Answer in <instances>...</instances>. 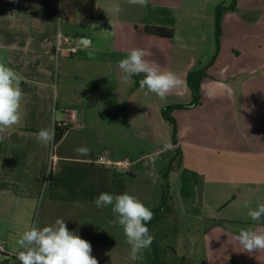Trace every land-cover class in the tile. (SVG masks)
<instances>
[{"label":"crops","instance_id":"0c3cea01","mask_svg":"<svg viewBox=\"0 0 264 264\" xmlns=\"http://www.w3.org/2000/svg\"><path fill=\"white\" fill-rule=\"evenodd\" d=\"M230 3L0 0V64L17 73L23 93L20 122L0 131V264H19L18 233L57 218L91 244L98 264H140L122 227L111 223V206L94 202L103 192L128 193L156 208L175 149L174 210L205 223L204 264H264V250L248 255L235 240L240 229L264 224L248 215L264 204V0H237L224 13L212 60L214 9ZM115 4L119 12L110 10ZM146 26L172 36L147 34ZM57 33L76 40L75 54L55 51ZM133 48L182 81L166 99L141 89L142 75L122 79L118 62ZM199 67H206L200 102L172 110V144L161 111L190 101L185 77ZM55 124L69 128L42 145L37 133ZM100 155L129 166L92 162Z\"/></svg>","mask_w":264,"mask_h":264},{"label":"clouds","instance_id":"9594fccd","mask_svg":"<svg viewBox=\"0 0 264 264\" xmlns=\"http://www.w3.org/2000/svg\"><path fill=\"white\" fill-rule=\"evenodd\" d=\"M132 5L146 6L148 0H128ZM119 12L120 6L115 4L110 9ZM179 39V37H176ZM151 53L141 48H133L128 55L118 62L122 79L127 82L134 76L142 75L140 88L148 93L166 99L168 94L178 88L182 81L175 73L146 59ZM21 81L17 73L10 67L0 64V131L17 125L21 120V101L23 98ZM38 141L48 146L54 142L55 127L41 129L37 133ZM86 153L87 149H76ZM97 208L111 206L116 220L111 221L122 227L126 243L130 245L131 256L148 248L154 237L150 235L147 224L153 219L154 213L137 197L128 193L113 195L103 192L95 200ZM249 205L246 203L245 207ZM252 221H264V204L248 212ZM19 250L16 259L19 264H98L91 255V244L82 239L75 231H69L65 220L57 218L52 225L38 227L29 226L23 233L17 234ZM235 240L248 255L264 250V224L258 227L242 228Z\"/></svg>","mask_w":264,"mask_h":264},{"label":"trees","instance_id":"16d2710c","mask_svg":"<svg viewBox=\"0 0 264 264\" xmlns=\"http://www.w3.org/2000/svg\"><path fill=\"white\" fill-rule=\"evenodd\" d=\"M234 7H235V1H232L227 6H224L223 4H218L214 9V14H213L214 40L216 47L212 60L215 58L219 48L222 17L226 11L233 10ZM144 31L147 34L155 35L159 37L171 38L172 36V31L164 27L146 26L144 27ZM205 74H206V67H199L188 71L185 77V84L190 93V97H191L190 101L187 104H175V105L167 106L163 108L161 111L162 117L165 120H167L172 126V138H171L172 144L176 143V139H175L176 129H175V121L170 115V113L174 109L190 108L199 104L201 97L200 84H201V80L205 77ZM68 128H69L68 124H55V137L56 138L60 137L63 134V132ZM180 161H181V152L178 149H175L173 155L168 160V167L162 175L160 204L156 208L151 209V211L154 213V217L147 224L148 229H150L155 222L161 221L166 215L174 212V208L172 206L173 197L170 192L168 176L170 172L174 171L179 167ZM146 251H147L148 264H183L182 263V261L184 260L183 257H176L173 254L174 259L178 258L177 259L178 263H176L174 259L173 261L169 262L167 258L162 257L160 255L161 254L160 250L156 248L153 242L148 248H146ZM170 251H172L171 248ZM163 253H166V251L164 250Z\"/></svg>","mask_w":264,"mask_h":264},{"label":"rangeland","instance_id":"374dc122","mask_svg":"<svg viewBox=\"0 0 264 264\" xmlns=\"http://www.w3.org/2000/svg\"><path fill=\"white\" fill-rule=\"evenodd\" d=\"M232 1L237 2V0ZM172 206L175 209L174 203ZM204 225L205 223L177 215L174 210L173 213L166 215L161 221L155 222L149 229V233L154 237L153 243L160 250V255L167 258L169 262L173 261V254L179 257L175 252L176 247L178 250L182 247L180 250H182L185 257L182 261L183 264H204V254L202 252ZM170 248L172 251H170ZM164 250L166 253H163ZM8 257L11 258V256ZM137 259L140 264H148L146 249L137 254ZM177 259H174L176 263H178Z\"/></svg>","mask_w":264,"mask_h":264},{"label":"built area","instance_id":"2783aa9c","mask_svg":"<svg viewBox=\"0 0 264 264\" xmlns=\"http://www.w3.org/2000/svg\"><path fill=\"white\" fill-rule=\"evenodd\" d=\"M65 48L68 54L73 55L77 51V43L76 40L71 36H64L59 33L56 34L55 41H54V49L56 52ZM92 162L96 163H105L112 167H117L122 170H126L129 166L128 160H118V161H109L103 156H97L92 160ZM0 251H2V247L0 245Z\"/></svg>","mask_w":264,"mask_h":264}]
</instances>
